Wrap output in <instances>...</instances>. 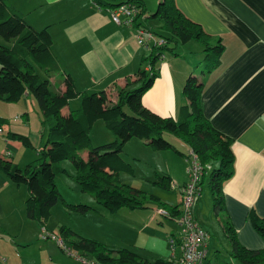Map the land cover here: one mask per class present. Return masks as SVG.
Segmentation results:
<instances>
[{
    "label": "crops",
    "instance_id": "0c3cea01",
    "mask_svg": "<svg viewBox=\"0 0 264 264\" xmlns=\"http://www.w3.org/2000/svg\"><path fill=\"white\" fill-rule=\"evenodd\" d=\"M7 1L27 17L34 29H47L51 35L52 51L61 69L59 73L49 75L52 91L56 94L63 93L66 89L64 75H68L79 93L61 110L62 116H67L79 108L83 93L105 92L109 103L114 104L117 101L118 90L125 88L128 83L131 84L129 90L138 85L136 81L143 68V59L150 55L151 49L139 46L135 40V29L116 25L107 9L101 8L91 0ZM142 1L145 5L148 4L146 0ZM175 3L185 17L199 24L212 40H220L223 44L224 51L219 67L208 75L203 72L200 75L199 80L205 85L201 108L211 126L231 141L234 174L222 186L225 213L236 231L238 242L246 249L261 250L264 248V242L251 225L248 214L254 210L258 216L264 218V0H175ZM149 14L146 7V14L138 23L148 27L143 22ZM185 47L181 49V54L176 53L177 56L172 58L165 55L157 63L158 77L142 96L143 106L161 117L177 118L179 108L185 103L182 95L183 85L190 74L196 73L194 70L197 65L194 67L192 61L186 57L191 51ZM0 102L6 103L1 100ZM11 105L17 114L12 120L6 118L4 135L11 132L25 136L30 144V147L26 148L31 151L33 159H36L44 147L45 128L41 124L35 102L26 94L18 103ZM11 121L23 124L22 127L26 129L21 133L13 132ZM95 125L100 127L99 122H96L93 128ZM92 131L91 129L90 135ZM112 135L107 137L109 143L115 140V136ZM6 141L5 147H15V155L17 147H23L20 142ZM127 146L149 149L144 142L136 138L127 142L123 148L125 151L128 150ZM7 151L11 152L9 149L4 151L2 147V154ZM164 152L152 151L150 161L155 165L151 168L144 167L141 176L146 181L153 180L155 191L164 188L175 194V205H168L167 201L151 195L153 198L145 203L144 208L136 210L123 208L116 213H110L114 217L113 227L109 232L110 243L99 241L100 243L108 244L107 246L113 250H130L129 247H125L130 245H123L121 240L124 233L129 231L134 232L136 236L147 233L149 239L159 241L155 231L164 226L160 221L162 218L155 214V210L158 208L174 210L176 207L179 209V193L188 181L186 158L189 149L186 155L182 156L184 162L174 155L168 156L169 158H165L163 162V158L166 157ZM145 153L147 156L148 152ZM79 154L84 159L87 157V153ZM11 157L13 160L12 153ZM173 162L180 166L179 173L171 169L170 165ZM161 177L167 180L166 187L156 184L157 178ZM130 186L146 194L143 186L136 184L135 181ZM202 189L201 187V192ZM27 195L24 186H16L0 176V232L5 234V237H0V257L6 260V264H72L55 241L41 240L39 238L41 226L24 216ZM161 203L165 204V207ZM197 208L195 202L194 216L198 225L204 229L205 225L199 223L198 216L195 215ZM18 211L20 219L12 221V215ZM213 211L216 217L221 215L214 209ZM97 212L101 214L99 210ZM167 220L176 223L174 219ZM218 222L223 231L222 219ZM59 226L72 228L73 232L82 237L98 240L97 237L85 236L82 231L65 222ZM44 227L46 231L55 229L57 231L55 233H58L60 228L46 225ZM204 230L209 234L206 229ZM176 231L175 227L169 229L170 234H165V239L163 236L161 242L166 243V238L168 241L171 235H177ZM116 242L122 245H117ZM208 250L207 244V256ZM150 253L153 256H145L138 252L135 254L150 263L158 260L172 261L169 249L165 251L161 248L159 251L154 247ZM86 255L94 259L91 255ZM216 258V261H221Z\"/></svg>",
    "mask_w": 264,
    "mask_h": 264
},
{
    "label": "trees",
    "instance_id": "16d2710c",
    "mask_svg": "<svg viewBox=\"0 0 264 264\" xmlns=\"http://www.w3.org/2000/svg\"><path fill=\"white\" fill-rule=\"evenodd\" d=\"M104 9H114L123 4H132L140 9L135 19V27H144L138 23L146 14L142 0H93ZM155 19L161 23L162 34L157 37L164 40L162 46H152L151 53L143 59V68L139 72L138 85L129 90L130 83L117 91V101L109 103L105 92L98 94L83 93L77 110L67 116L61 115V110L79 93L71 78L64 75L66 89L56 94L51 89L50 74L61 71L53 54V40L47 29L36 30L27 17L10 5L7 0H0V37L7 42L0 45V100L9 104L18 103L22 97L29 94L35 100L41 124L46 128L45 143L38 157L24 167H19L11 155L0 153V176L5 177L16 186H24L27 198L24 202V212L28 220L44 225L51 217V210L59 200L55 178L58 174L59 162L70 160L76 177L74 180L82 192L94 196L96 203L109 213H116L125 208L136 210L144 208L145 194L125 184H114L121 172L133 176V169L121 157L124 146L133 138L139 139L153 152L174 150L165 139V135H175L189 150H192L202 165L217 160L218 167L211 172V194L213 209L217 214H223V232L229 241L230 258L240 264H264V248L249 250L237 240L224 208L223 183L233 177L234 157L231 141L216 131L206 119L201 108L204 83L195 74H190L182 89L184 105L178 110L176 119L161 117L145 108L141 102L142 96L153 86L158 77L157 63L166 54L177 56L175 50L179 44L197 41L203 44L204 70L210 73L221 63L224 51L220 40H212L202 27L185 17L176 6L175 0H162L157 10L149 14L145 20ZM37 69L41 71L37 73ZM127 108L133 115L124 112ZM102 120L105 127L115 136V140L106 145L93 147L90 142V131L94 124ZM6 122L0 120L3 130ZM5 140L20 142L30 147L28 139L23 135L7 133ZM87 152L84 159L79 153ZM157 178L156 184L163 185ZM167 181V180H166ZM169 187L171 182L168 183ZM153 196L150 195V199ZM69 210L83 216L91 210L90 206L67 205ZM177 207L170 212L175 213ZM68 210V212H69ZM168 210V209H167ZM248 219L264 242V218L254 210L248 214ZM58 234L64 243L77 250L82 255H92L103 264H175L173 261H143L135 253L127 250H113L109 246L92 239H87L73 232L66 226L59 228ZM215 264H228L215 261Z\"/></svg>",
    "mask_w": 264,
    "mask_h": 264
},
{
    "label": "rangeland",
    "instance_id": "374dc122",
    "mask_svg": "<svg viewBox=\"0 0 264 264\" xmlns=\"http://www.w3.org/2000/svg\"><path fill=\"white\" fill-rule=\"evenodd\" d=\"M146 1L148 2V4H146L147 6L145 5L147 7V11L153 14L157 10L159 2H161L162 0H146ZM143 24L152 28L156 34L159 35L162 34V31L160 29L161 27L160 21L155 19H150V20H145ZM5 44H7V42L0 37V45H5ZM184 46H186L185 48H187L188 51H191V53H189V56L186 57L192 61V65L194 67L197 65L194 71L196 72L195 74L197 76H200L204 70L203 55L205 54L202 52L203 44L198 43L197 41H190L189 43L186 44H179L177 49L175 50V53L181 54L183 50L182 48ZM202 53L203 55L201 56ZM166 55L170 58L173 57L172 55H168V54ZM37 73L41 74V71L37 69ZM205 74L208 75L209 73H205ZM199 78H201V76ZM30 98L35 102L32 96H30ZM35 107H36V111L39 113L36 102H35ZM123 110L127 115H133L127 108H124ZM16 114L17 113L15 112V110H13V106L11 104L0 102V116H1L0 118L3 119V122L6 121L7 119L12 120L14 118V115ZM97 122H99L100 127L98 125H95V127L92 128L93 131L91 132V135L89 134L91 140L90 142H92L91 145L93 147H99L101 145H106L107 143H109L107 137L110 134H112L105 127L102 120H99ZM10 124H11V130L15 133H21L22 130L26 129L25 127H22L23 125L22 123H21L22 125H20V124H15L11 121ZM164 137L167 141L171 143V145H174L175 151L174 150L173 152L172 150L165 151L164 155H166V157L163 158V162L165 158H169L168 156H172V155L176 156L177 158H179L180 161L184 162L182 156H185L186 153L188 152V147L186 146V144H184L182 141H180L178 137L172 134L169 135L167 134ZM4 141L5 143L7 142L4 138H2V135H0V153H2V147L4 151L6 149H9L13 155V161L17 165H19L20 168L24 167L31 161L35 160L33 159L31 151L28 150L25 146L23 147L18 146L17 155H15L16 153L14 151L15 147L14 146L12 147L8 146V148L5 147ZM98 142H102L103 144L99 145ZM126 148H128V146ZM145 152H148L147 156ZM86 153L87 152H83V154ZM150 154H152V151L150 149H145V148L143 149L141 146L129 147L127 151L123 149L121 153V157L123 158V161L127 165H129L130 168L134 170L135 175L132 176L129 175V173L127 172H121L118 175V179L114 181V184L115 183L125 184L130 186L135 181L136 184L142 185L143 190L146 191L144 197L145 202H150V195H156L160 197L162 201L164 202L167 201L168 205H175L176 203L175 194H173L170 190L164 188L156 189L155 191V188L152 184L153 180L146 181L141 176L144 167L151 168L152 166L155 165L153 161H150L151 159ZM138 158H141V160H137ZM168 163L170 164L169 160ZM209 164L211 166V169L203 177V182H202L203 189L201 194L197 197L196 205H198V208L195 210V215L198 216L199 223H203L205 225L203 228L209 232L208 256L203 263L215 264V261L217 259L216 257H218V259L224 263L240 264L238 261L230 258L228 255L231 246L229 241L226 239V237L223 234L222 226L218 222L219 219H222L224 221L223 214L216 217L212 209L211 172L218 167V161L212 160L209 161ZM172 165H170L171 169L173 171L175 170L174 171L175 173H179L180 166L176 162H173ZM56 166L58 167V171H59L55 178L56 188L59 193V200L51 210V217L46 222L45 224L46 227H52V228L61 227L59 225L65 222L71 225V227H73L74 229H79L80 231H82V233L87 237L90 238L97 237L98 239L96 240L97 242L103 241L106 243L107 242L110 243L109 232L112 230L114 223L113 215H111L109 212H107L105 209L99 206L96 203L94 196L92 194L81 191L79 185L74 180V177H76V172L70 160L61 161ZM161 182L164 185L166 183V180H162ZM79 204L90 206L91 211H89L86 214V216H83L77 212H72L71 210H69L67 206V205H79ZM152 205L154 204L152 203ZM162 206L165 207V204H163ZM98 210L101 214L97 212ZM19 219H20L19 211L16 212L11 217V220L15 222L18 221ZM160 221L163 223L162 226H164V228H160L158 230L156 229L155 231V235L157 238H159V241L154 242L153 240L149 239L147 237V233H145L142 236H136L134 232L129 231L124 233V238H121V240L124 243L123 245H130V246H125V247H129L128 248L130 249L129 251L132 250V252L134 253L138 252L145 256H153L151 255L150 251L153 250L154 247L157 248L159 251H161V248L167 251L169 249L167 238L165 240L166 243L161 242V240L163 239V236L165 239V234H170L169 229L175 227L177 228L176 232H179V227L176 223H173L163 217ZM70 229L72 230V228ZM55 232H57L55 229H53V231L47 230V233H55ZM149 232L153 233V231H149ZM0 237H5V234L0 232ZM132 242L134 243L133 245L130 244ZM116 244L122 245L119 242H116ZM137 247H139L141 250Z\"/></svg>",
    "mask_w": 264,
    "mask_h": 264
},
{
    "label": "built area",
    "instance_id": "2783aa9c",
    "mask_svg": "<svg viewBox=\"0 0 264 264\" xmlns=\"http://www.w3.org/2000/svg\"><path fill=\"white\" fill-rule=\"evenodd\" d=\"M107 11L116 25L135 29V40L139 46H147L151 49L152 46L164 45V40L157 37L152 31L144 27H135V19L140 13L137 6L123 4L114 9H107ZM163 58L164 56L161 60ZM1 134H3V130L0 129ZM4 155L10 156L11 152L7 151ZM186 162L188 181L179 193V209L172 213L165 208H158L155 210V214L161 218L174 219L179 227L177 235H171L168 238L171 260L175 264H203L207 256L209 234L198 225L193 210L197 197L201 193L203 176L211 169V166L209 164L202 165L192 150H189ZM40 239L55 241L70 258L72 264H103L66 245L58 233H47L43 228ZM5 262L6 260L0 257V264H6Z\"/></svg>",
    "mask_w": 264,
    "mask_h": 264
}]
</instances>
